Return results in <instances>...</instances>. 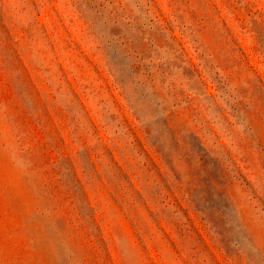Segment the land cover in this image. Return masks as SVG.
I'll use <instances>...</instances> for the list:
<instances>
[{
	"label": "rangeland",
	"instance_id": "374dc122",
	"mask_svg": "<svg viewBox=\"0 0 264 264\" xmlns=\"http://www.w3.org/2000/svg\"><path fill=\"white\" fill-rule=\"evenodd\" d=\"M0 264H264V0H0Z\"/></svg>",
	"mask_w": 264,
	"mask_h": 264
},
{
	"label": "trees",
	"instance_id": "16d2710c",
	"mask_svg": "<svg viewBox=\"0 0 264 264\" xmlns=\"http://www.w3.org/2000/svg\"><path fill=\"white\" fill-rule=\"evenodd\" d=\"M163 121L165 122L161 123L160 120L157 121V123H155L153 127L152 125L148 124L146 133L150 136L154 146H156L158 152L163 156V158L168 163L174 164L178 162L177 160H179V158L175 157V153H173V151H169L165 149L163 135H164L165 127L170 126V129L172 131H175V127L171 125V122H170L171 120L169 117H166L165 119H163ZM204 152H200V151L195 152V153H198L197 155L200 157L199 161L201 162L202 166L207 165L208 162H210L211 164L214 163L215 165H218V166H223V161L219 159V157H217L216 155L210 154L206 150Z\"/></svg>",
	"mask_w": 264,
	"mask_h": 264
}]
</instances>
